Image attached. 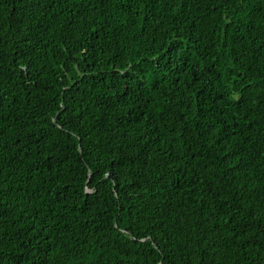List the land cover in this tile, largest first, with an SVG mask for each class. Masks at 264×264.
<instances>
[{"label": "trees", "instance_id": "16d2710c", "mask_svg": "<svg viewBox=\"0 0 264 264\" xmlns=\"http://www.w3.org/2000/svg\"><path fill=\"white\" fill-rule=\"evenodd\" d=\"M43 263L264 264V0H0V264Z\"/></svg>", "mask_w": 264, "mask_h": 264}, {"label": "bare ground", "instance_id": "6f19581e", "mask_svg": "<svg viewBox=\"0 0 264 264\" xmlns=\"http://www.w3.org/2000/svg\"><path fill=\"white\" fill-rule=\"evenodd\" d=\"M101 12V11H100ZM108 12V11H107ZM128 13V12H127ZM108 14V13H107ZM139 17V16H138ZM132 25V24H131ZM159 25V24H158ZM145 33V32H144ZM108 35V34H107ZM104 38V37H103ZM119 38V37H118ZM65 134V133H64ZM67 135V134H66ZM85 144V143H84ZM94 149V148H93ZM92 158H93V156H92ZM125 169H126V167H125ZM127 174V173H126ZM126 177V176H125ZM132 180V179H131ZM122 181V180H121ZM110 184V183H109ZM124 185V184H123ZM133 189V188H132ZM129 192V191H128ZM127 195V194H126ZM114 199V198H113ZM34 200V199H33ZM115 200V199H114ZM56 201V200H55ZM94 201V200H93ZM96 201V200H95ZM61 202V201H60ZM83 202V201H82ZM125 203H127V202H125ZM77 204V203H76ZM82 204V203H81ZM116 205V204H115ZM125 205V204H124ZM127 207V206H126ZM112 209V208H111ZM103 210V209H102ZM165 211V210H164ZM113 213V212H112ZM84 216V215H83ZM159 216V215H158ZM68 217V216H67ZM110 218V217H109ZM55 219V218H54ZM141 219V218H140ZM113 221V220H112ZM145 221H146V219H145ZM56 222V221H55ZM123 223V222H122ZM131 223V222H130ZM138 223H140V222H138ZM137 224V223H136ZM75 226V225H74ZM64 230V229H63ZM136 235V234H135ZM150 235V234H149ZM122 237V236H121ZM47 238V237H46ZM54 240V239H53ZM58 240V239H57ZM47 242V241H46ZM121 243V242H120ZM54 244V243H53ZM128 244H130V243H128ZM137 245V244H136ZM55 247V246H54ZM134 247H136V246H134ZM160 247V246H159ZM43 250V249H42ZM82 250V249H81ZM70 251V250H69ZM84 251V250H83ZM122 251V250H121ZM140 251V250H139ZM32 252V251H31ZM36 252V251H35ZM75 252V251H74ZM116 253V252H115ZM131 253H132V251H131ZM130 253V254H131ZM42 254V253H41ZM55 254V253H54ZM70 254V253H69ZM33 255V254H32ZM44 255V254H43ZM118 255V254H117ZM41 256V255H40ZM58 256V255H57ZM52 257V256H51ZM54 257V256H53ZM72 259V258H71ZM55 260V259H54ZM143 260V259H142ZM65 261V260H64ZM61 262V261H60ZM59 263V262H58ZM44 264V263H43Z\"/></svg>", "mask_w": 264, "mask_h": 264}]
</instances>
